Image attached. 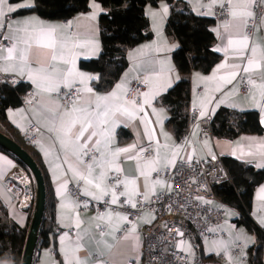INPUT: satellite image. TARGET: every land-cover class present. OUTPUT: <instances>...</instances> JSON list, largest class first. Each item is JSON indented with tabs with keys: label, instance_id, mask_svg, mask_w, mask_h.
I'll return each instance as SVG.
<instances>
[{
	"label": "crops",
	"instance_id": "0c3cea01",
	"mask_svg": "<svg viewBox=\"0 0 264 264\" xmlns=\"http://www.w3.org/2000/svg\"><path fill=\"white\" fill-rule=\"evenodd\" d=\"M183 1L194 13L213 18L214 5H229L228 19H214L210 26L215 36L212 49L219 54L218 59L208 72L192 71L188 75L189 109H198L199 116L203 112L201 117H210L221 106L257 110L262 126L260 133H241L231 139L202 136L196 124L188 127L186 139L180 141L166 124L168 111L160 102V95L178 80L177 77L181 78L172 60L178 41L164 31L168 13L166 0L145 6L152 36L127 49L126 68L106 91L92 85L94 79L89 77H95V72L79 66L81 59L97 57L100 52L98 15L103 7L99 2L89 0L87 11L65 19L44 18L34 12L7 14L6 21L12 28L0 29L10 41L0 47V73L15 82L28 83L36 99L28 105L20 102L7 108L6 117L22 135L29 123L37 125L32 147L38 154L49 191L46 223L51 228L47 242L37 244L33 264H129L128 260L135 257V264H141L143 231L155 218V213L144 210L134 220H129L119 208V197L130 206L135 205L138 198L149 200L166 185L164 177L155 173L178 159H203L218 154L264 168V14L248 35L245 25L252 17L256 0ZM259 1L264 9V0ZM8 2L16 6L24 0ZM93 3L98 7L94 8ZM93 13L95 19H92ZM42 31H51V39H40ZM13 46L10 57L8 49ZM22 54L26 56L24 61H21ZM249 60L253 61L251 65ZM244 67L249 71L244 72ZM232 73H236L235 78ZM136 77L145 83V89L134 101L126 98V91ZM241 79L247 85L244 93L239 92ZM74 84H79V94L71 104H62L55 89ZM89 88L91 92L87 91ZM112 93L115 95H110ZM97 97L109 99L98 101ZM89 120L92 127L77 141V135ZM121 129L126 134L118 136L117 131ZM93 131L97 134L88 141ZM85 142L88 147L82 148ZM144 146L151 148L147 159L139 157ZM125 148L130 151H118ZM90 149L95 153L90 154ZM19 168L22 167L14 157L0 150V203L10 222L28 227L31 209L19 208L4 183L7 174ZM110 173L119 175L118 191L108 182ZM69 183H79L80 192L91 193L85 196L93 201L107 198L108 204L101 212L89 208L79 212L77 199L67 192ZM113 194L117 198L115 204ZM209 203L223 209L225 206L216 196ZM249 215L257 226L264 228V181L253 189ZM125 223L128 228L123 229ZM219 224L211 236L219 235ZM234 226L237 227L235 223ZM242 237L245 236L238 238L236 233L231 234L225 254H205L202 246L199 254L205 258L220 254L225 264H252L249 255L250 247L256 245L255 236L250 232L245 240H238ZM260 263L264 264V244ZM0 264L12 263L0 259Z\"/></svg>",
	"mask_w": 264,
	"mask_h": 264
},
{
	"label": "trees",
	"instance_id": "16d2710c",
	"mask_svg": "<svg viewBox=\"0 0 264 264\" xmlns=\"http://www.w3.org/2000/svg\"><path fill=\"white\" fill-rule=\"evenodd\" d=\"M17 2L20 0H9ZM103 7L98 15L100 52L97 57L81 59L82 69L96 73L92 85L99 90H108L120 77L128 61L127 49L143 40L151 38L148 18L144 12L147 4L158 0H96ZM168 13L164 31L167 36L178 41L172 52V60L181 74L171 87L160 95V102L166 107V124L176 138L188 130L190 80L189 73L208 72L219 54L212 49L215 36L210 28L214 18L194 13L183 0H166ZM34 7L20 8L16 14L34 12L50 19H65L89 9V0H32ZM29 88L28 83L18 81L14 86L0 82V131L24 147L38 163L45 181L46 202L41 223L38 245L48 240L50 226L47 222L48 187L45 173L40 166L38 154L32 146L23 143V136L7 119L6 109L20 105V94ZM210 134L220 138H234L241 133H260L262 126L257 110H239L221 106L210 116ZM118 136L126 133L117 131ZM0 150L11 155L0 146ZM15 158V157H14ZM16 159V158H15ZM229 180L215 188V196L223 204L234 208L236 225H242L255 236L256 245L250 247L249 259L252 264L260 263V250L264 244V228L257 226L249 215L254 187L264 181V168L252 165L234 157L222 156ZM18 164L26 169L21 162ZM27 226L19 227L7 218L5 207L0 203V259H8L12 264H20ZM211 256V255H210Z\"/></svg>",
	"mask_w": 264,
	"mask_h": 264
},
{
	"label": "built area",
	"instance_id": "2783aa9c",
	"mask_svg": "<svg viewBox=\"0 0 264 264\" xmlns=\"http://www.w3.org/2000/svg\"><path fill=\"white\" fill-rule=\"evenodd\" d=\"M214 19H228L229 5H214L212 7ZM252 17L245 25L248 35H251L256 25L259 24L264 9L259 0L252 5ZM0 31V47L9 44ZM0 82L9 86L16 83L11 77L0 73ZM79 84L69 87L61 86L57 91L62 104L69 105L79 94ZM145 89V83L139 78H133L127 88L126 98L137 101L139 94ZM247 85L240 80L239 92L244 93ZM22 105H28L35 101L36 94L28 88L20 94ZM210 117L199 116L196 108L189 109L188 127L198 124L202 136H210ZM38 127L31 122L27 125L23 136V143L32 146L35 140V132ZM187 131L180 137L184 141ZM90 154L95 151L90 149ZM151 155V148L144 146L139 151V157L147 159ZM221 155H211L203 159L183 160L178 159L171 166H166L155 175H161L166 181L165 188L145 201L137 199L135 207L124 202L119 197V208L124 211L129 220H134L142 211L149 210L155 213V218L143 231L141 264H225L222 255L205 258L199 254L200 246L204 238L212 235V230L222 220L224 209L221 206H213L209 200L215 197L214 190L229 180L228 173L222 164ZM119 175L110 173L108 182L113 185L115 191L119 190L116 183ZM5 189L13 195L17 206L24 210L32 209L34 198V186L29 172L24 168L11 171L4 178ZM116 183V184H115ZM67 192L78 201V211L86 208L101 212L108 204L107 198L93 201L83 195L79 190V183H69ZM128 228V223L123 229ZM102 230L103 228L100 227ZM224 235L222 231L217 232ZM179 242L189 243L195 249L193 254L178 249ZM238 247V245H237ZM237 251V248L235 249ZM136 257L128 260L129 264H135Z\"/></svg>",
	"mask_w": 264,
	"mask_h": 264
},
{
	"label": "water",
	"instance_id": "95a60500",
	"mask_svg": "<svg viewBox=\"0 0 264 264\" xmlns=\"http://www.w3.org/2000/svg\"><path fill=\"white\" fill-rule=\"evenodd\" d=\"M0 146L18 159L29 172L34 186L31 217L27 227L20 264H33L37 250L38 236L45 212L46 187L43 173L28 151L0 131Z\"/></svg>",
	"mask_w": 264,
	"mask_h": 264
},
{
	"label": "snow or ice",
	"instance_id": "6c2138e0",
	"mask_svg": "<svg viewBox=\"0 0 264 264\" xmlns=\"http://www.w3.org/2000/svg\"><path fill=\"white\" fill-rule=\"evenodd\" d=\"M32 7H34V4L32 3V0H24L23 3H21L19 5H16V6H13V5L9 4L8 0H0V29H3L5 26H7L9 29L12 28V25L7 23V21H6V17H7L8 13L16 12L20 8H32ZM93 7L95 8V7H98V6L93 3ZM5 8L7 9V11H5ZM164 11L166 13L167 12V8H165ZM92 19H95V13H93ZM5 38L7 39V37H5ZM39 38L40 39H51V31H48V32L42 31L40 33ZM229 43H231V41H229ZM14 48H15V46H13V48L8 49L10 57H11L12 52L14 51ZM252 51H253V53H255L256 49L253 48ZM25 59H26V56L24 54H22L21 55V61H24ZM248 63H249V65H251L253 63V61L249 60ZM236 67H239V65H237ZM3 70L7 71V69H3ZM243 71L244 72H248L249 68L248 67H244ZM80 75H83V74H80ZM231 76H232V78H235L236 73H232ZM89 79H99V76L89 77ZM177 79H179V78L177 77ZM33 82L35 83V81H33ZM227 82L230 83L231 80H228ZM117 87L119 88L120 85H117ZM168 87H171V84H169ZM55 90L58 91V87ZM87 91L91 92L92 89L89 88V89H87ZM110 95H115V93H112ZM145 95H147V93ZM108 99H109V97H97L98 101H107ZM147 102L148 101H145V103H147ZM97 108H99V103L97 104ZM96 115L98 116L99 113H96ZM203 115H204V113L202 112L201 116H203ZM91 127H92V121L89 120L87 125L85 127H82L81 131L79 132V135H77V137H76V140L80 141L81 138L84 137L85 132H88ZM96 134L97 133L94 132V131L91 132V134L87 137V140L88 141L92 140L93 137L96 136ZM97 143H99V142L97 141ZM81 147L82 148H87L88 145L85 142V143L81 144ZM118 151H120V152H128V151H130V149L129 148H125V149H119ZM84 154L87 155V152H85ZM117 171H119V169H117ZM90 172H91V168H89V173ZM88 183H91V181H88ZM96 187H99V185H96ZM84 195H91V193L85 192ZM104 195H107V193H104ZM97 199H99V197H97ZM116 202H117V198H116L115 194H113L112 203L115 204ZM133 207H135V205H133ZM262 224H264V221H262Z\"/></svg>",
	"mask_w": 264,
	"mask_h": 264
},
{
	"label": "rangeland",
	"instance_id": "374dc122",
	"mask_svg": "<svg viewBox=\"0 0 264 264\" xmlns=\"http://www.w3.org/2000/svg\"><path fill=\"white\" fill-rule=\"evenodd\" d=\"M224 209H225V213L223 214L222 222L217 227L219 231L225 233V236L222 237L217 235V236H210L204 238L201 246H202V252H204L205 254L208 253L218 254L220 252L225 254L224 248L228 244V239H230V235L233 233L234 234L236 233V235H238V238L239 236L246 237L247 235H250V232L240 224L237 225V227L235 228L233 219L237 216V211L228 205H225ZM245 237H242L238 240H245L246 239ZM176 247L178 249H182L184 251L189 252V254H193L195 251L193 246H191V244L189 245V243L179 242L176 244Z\"/></svg>",
	"mask_w": 264,
	"mask_h": 264
}]
</instances>
